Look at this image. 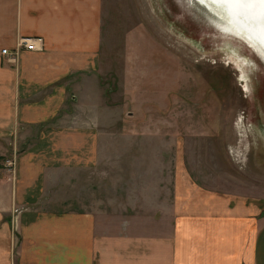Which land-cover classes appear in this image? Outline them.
<instances>
[{"label":"crops","instance_id":"obj_1","mask_svg":"<svg viewBox=\"0 0 264 264\" xmlns=\"http://www.w3.org/2000/svg\"><path fill=\"white\" fill-rule=\"evenodd\" d=\"M101 5L0 0V264H264V198L204 186L179 164L173 190L146 201L152 214L126 224L44 205L98 163ZM23 37L43 45L9 60L2 50Z\"/></svg>","mask_w":264,"mask_h":264},{"label":"rangeland","instance_id":"obj_2","mask_svg":"<svg viewBox=\"0 0 264 264\" xmlns=\"http://www.w3.org/2000/svg\"><path fill=\"white\" fill-rule=\"evenodd\" d=\"M204 3L102 0L98 163L44 205L126 224L173 190L177 164L204 186L264 198V58Z\"/></svg>","mask_w":264,"mask_h":264},{"label":"bare ground","instance_id":"obj_3","mask_svg":"<svg viewBox=\"0 0 264 264\" xmlns=\"http://www.w3.org/2000/svg\"><path fill=\"white\" fill-rule=\"evenodd\" d=\"M203 2L212 7L209 0H203ZM215 5L218 7L217 13L225 19L220 24L221 29L226 34L243 39L264 58V6L227 3H215ZM242 62L248 64L246 59H242Z\"/></svg>","mask_w":264,"mask_h":264},{"label":"built area","instance_id":"obj_4","mask_svg":"<svg viewBox=\"0 0 264 264\" xmlns=\"http://www.w3.org/2000/svg\"><path fill=\"white\" fill-rule=\"evenodd\" d=\"M43 45V38L42 37H23L19 41V45L17 46L16 49L13 51L8 50L7 48H4L2 50L3 54H6L9 56V60L13 61L18 58V55L20 53L21 49H26L30 51L37 50L41 48ZM19 212L18 209H15L14 215Z\"/></svg>","mask_w":264,"mask_h":264},{"label":"snow or ice","instance_id":"obj_5","mask_svg":"<svg viewBox=\"0 0 264 264\" xmlns=\"http://www.w3.org/2000/svg\"><path fill=\"white\" fill-rule=\"evenodd\" d=\"M189 2H192V0H189ZM197 3L203 2V0H195ZM211 3H227V4H248V5H254L259 4L264 6V0H209Z\"/></svg>","mask_w":264,"mask_h":264},{"label":"water","instance_id":"obj_6","mask_svg":"<svg viewBox=\"0 0 264 264\" xmlns=\"http://www.w3.org/2000/svg\"><path fill=\"white\" fill-rule=\"evenodd\" d=\"M205 5H207V3H204Z\"/></svg>","mask_w":264,"mask_h":264},{"label":"flooded vegetation","instance_id":"obj_7","mask_svg":"<svg viewBox=\"0 0 264 264\" xmlns=\"http://www.w3.org/2000/svg\"><path fill=\"white\" fill-rule=\"evenodd\" d=\"M260 92V91H259Z\"/></svg>","mask_w":264,"mask_h":264}]
</instances>
